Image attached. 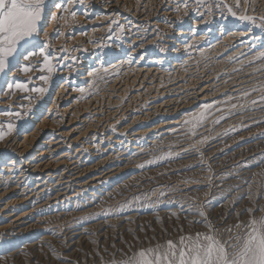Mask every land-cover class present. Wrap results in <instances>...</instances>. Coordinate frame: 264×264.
<instances>
[{"label":"bare ground","instance_id":"bare-ground-1","mask_svg":"<svg viewBox=\"0 0 264 264\" xmlns=\"http://www.w3.org/2000/svg\"><path fill=\"white\" fill-rule=\"evenodd\" d=\"M46 3L37 47L29 51L38 52L44 47L52 57L54 70L41 71L43 57L36 55L27 61L21 57L0 77V127L7 130L9 122L15 125L0 140V233L20 225L31 213L83 198L110 184L121 171L124 173L120 158H116L119 155L113 156L112 150L117 147L123 157L133 154L143 149L145 136L172 132L183 119L174 116L182 108L196 103L203 108L209 97L207 90L215 84L217 75L212 78L205 73L206 79L200 74L198 79L186 80L184 72L199 69L190 67L196 56L212 53L210 59L217 65L224 64L225 69H220L229 75L238 68L236 59H253L264 52V27L239 19L248 15L260 24L264 0H206L204 4H197L196 0H74L71 4L67 0H46ZM25 64L32 70L21 71ZM95 69L100 71L92 75ZM118 73L120 77L125 74L126 80L122 81ZM42 75L49 77L47 82L40 79ZM9 83H24L29 89L46 91L10 90ZM94 85L101 87V91L109 86L111 93L102 91V95L110 98L106 102L109 108L122 98L133 103L140 99L141 103L135 107L128 102L122 113L121 109L108 111L104 125L101 117L104 103L101 106V99V105H97L100 97L89 91ZM185 110L180 111L183 117ZM8 112H19L21 117L8 116L5 114ZM112 166L115 167L108 170ZM18 240L17 237L11 243L0 244V251L17 245Z\"/></svg>","mask_w":264,"mask_h":264},{"label":"rangeland","instance_id":"rangeland-1","mask_svg":"<svg viewBox=\"0 0 264 264\" xmlns=\"http://www.w3.org/2000/svg\"><path fill=\"white\" fill-rule=\"evenodd\" d=\"M200 56L190 63L192 68L198 66V71H191L193 76L184 72L185 79L189 77L188 81H193L200 76L206 79L205 73L212 78L217 75V78L207 90L208 99L203 102L212 107L203 124L196 128V135L188 133L189 126L184 121L203 109L200 103L180 110L186 109L187 116L183 117L180 111L174 115L183 119L172 132L145 136L143 149L123 157L116 147L112 155H119L116 158H120V168L129 173L121 171L103 189L100 187L83 198L65 201L55 208L40 209L28 215L20 225L1 232L0 244L11 243L17 237L19 242L0 251V264H112L113 260L128 259L141 249L164 245L168 240L178 241L188 234L207 232L204 223H197L205 219L197 214L198 211H203L207 220L221 231L239 222L247 223L251 215H264L259 211L264 208V99H261L264 96V61L249 57L236 59L237 70L227 75L221 71L225 69L224 64L217 65L210 59L212 53ZM202 56L209 58L205 60ZM120 78L125 81L126 75ZM91 88L89 91L100 97L97 105L104 103L101 116L104 125L108 111L121 109L122 113L132 102L122 98L110 109L106 103L107 98L110 99L106 94L112 92L109 86L103 87L105 95L101 87ZM139 100H133L130 106L137 107L141 103ZM232 104L237 107H231ZM201 140L204 142L200 143ZM167 153L171 155L159 159Z\"/></svg>","mask_w":264,"mask_h":264},{"label":"snow or ice","instance_id":"snow-or-ice-1","mask_svg":"<svg viewBox=\"0 0 264 264\" xmlns=\"http://www.w3.org/2000/svg\"><path fill=\"white\" fill-rule=\"evenodd\" d=\"M67 2L71 4L74 0H67ZM196 2L204 4L206 0H196ZM46 6V0H0V77H4L10 67L18 63L21 57L27 61L36 55L43 57L41 71L47 70L51 73L54 70L52 57L44 47H40L38 52L29 51L37 47L36 39ZM56 7L68 11V8L61 4H56ZM228 11L233 16L236 15L231 7H228ZM72 15L74 16L75 13ZM239 19L249 21L256 27H264V17L260 18V24L256 23L255 17L248 15L240 16ZM253 59L264 61V52H259ZM31 70L30 65L21 66V71L25 73ZM99 71L95 69L91 74L96 75ZM104 71L107 73V69ZM40 79L47 82L49 77L42 75ZM8 88L38 93L46 91L44 88L29 89L24 83H9ZM81 91L83 92L84 89ZM261 99H264V96ZM211 107L212 105L205 104L199 113L184 121V124L189 126V134L196 135V128L203 124ZM231 107L235 108L237 105L232 104ZM5 114L21 117L19 112ZM216 123H219V120ZM14 127L15 125L11 122L8 123L7 130L0 127V140L9 135ZM203 142V140L200 141V143ZM170 155L171 153H167L159 159ZM246 211L254 212L253 209H246ZM259 211L264 213V208ZM197 214L205 217L204 221H197V223H204L208 228L207 232L188 234L181 236L178 241L168 240L164 245L141 249L128 259L113 260L112 264H264V215L259 217L251 215L247 223L239 222L221 231L207 220L203 211H198ZM224 233H227L226 237Z\"/></svg>","mask_w":264,"mask_h":264}]
</instances>
